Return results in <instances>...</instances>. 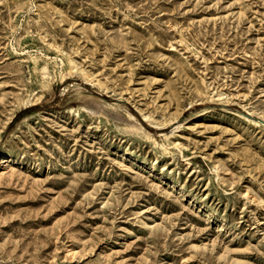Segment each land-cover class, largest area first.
<instances>
[{"label":"rangeland","instance_id":"1","mask_svg":"<svg viewBox=\"0 0 264 264\" xmlns=\"http://www.w3.org/2000/svg\"><path fill=\"white\" fill-rule=\"evenodd\" d=\"M0 264H264V0H0Z\"/></svg>","mask_w":264,"mask_h":264},{"label":"bare ground","instance_id":"2","mask_svg":"<svg viewBox=\"0 0 264 264\" xmlns=\"http://www.w3.org/2000/svg\"><path fill=\"white\" fill-rule=\"evenodd\" d=\"M3 159V156L2 155H0V162H1V160Z\"/></svg>","mask_w":264,"mask_h":264}]
</instances>
